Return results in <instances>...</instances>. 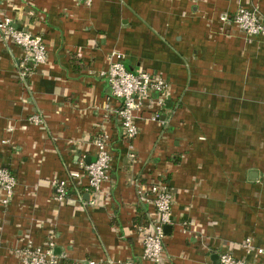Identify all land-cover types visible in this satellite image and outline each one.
Wrapping results in <instances>:
<instances>
[{
    "label": "crops",
    "instance_id": "obj_1",
    "mask_svg": "<svg viewBox=\"0 0 264 264\" xmlns=\"http://www.w3.org/2000/svg\"><path fill=\"white\" fill-rule=\"evenodd\" d=\"M239 8L264 20V0H0V20L40 36L47 52L21 79L22 51L0 39V168L16 179L0 205V264H20L17 251L49 235L57 264H152L139 227L156 214L139 192L157 180L173 194L163 264H216L221 253L261 262L264 36L220 21ZM113 53L167 83L159 121L144 105L132 140L99 75ZM100 132L109 179L90 205L85 180L70 174L94 159ZM56 181L70 190L61 202Z\"/></svg>",
    "mask_w": 264,
    "mask_h": 264
},
{
    "label": "built area",
    "instance_id": "obj_2",
    "mask_svg": "<svg viewBox=\"0 0 264 264\" xmlns=\"http://www.w3.org/2000/svg\"><path fill=\"white\" fill-rule=\"evenodd\" d=\"M85 1L90 2V0ZM219 19L223 23L235 25L249 37L264 36V20L255 10L239 8L232 15H222ZM0 39L22 51L17 73L21 79H25L34 68L44 64L47 60L46 47L42 38L28 31L17 29L13 26L12 20L7 17L0 20ZM99 75L108 86V99L119 103L114 113L118 118L123 138L132 140L136 136L138 130L135 120L144 105H147V108L151 110L148 120L159 121V110L164 107V97L167 92V83L162 77L146 71H128L123 64V57L118 53H113L110 56L108 67ZM30 121L35 126L43 125V121L35 114L31 116ZM108 142L107 133H98L92 142L96 149L93 162L88 164L81 161V172L70 174V177L77 181L76 183L82 179L85 180V191L90 195V205L95 204L96 197L101 192L102 184L109 179ZM15 185L14 175L6 168H0V192L2 193L0 205L2 207H7L11 202ZM73 189L75 190L74 187ZM69 191L66 182L56 181L53 198L58 202L64 201ZM139 194H141L142 201L151 205L156 214L155 220L147 222L140 228L142 259L152 264H163L164 227L171 224L172 189L166 181L157 180L148 185L146 192H139ZM54 248L53 236L49 235L44 247L33 246L29 240L22 249L17 251V255L20 264H57L59 257L54 253ZM256 253L262 257L259 264H264V248L258 249ZM107 263L114 264L110 260ZM88 264L96 263L89 262ZM117 264H133V262L125 260ZM216 264L247 263L234 258L229 253H221Z\"/></svg>",
    "mask_w": 264,
    "mask_h": 264
},
{
    "label": "water",
    "instance_id": "obj_3",
    "mask_svg": "<svg viewBox=\"0 0 264 264\" xmlns=\"http://www.w3.org/2000/svg\"><path fill=\"white\" fill-rule=\"evenodd\" d=\"M93 160L94 159H90L89 161H88V164H90L91 162H93ZM169 230V227L168 226H165L164 227V232H165V234H166V232Z\"/></svg>",
    "mask_w": 264,
    "mask_h": 264
},
{
    "label": "trees",
    "instance_id": "obj_4",
    "mask_svg": "<svg viewBox=\"0 0 264 264\" xmlns=\"http://www.w3.org/2000/svg\"><path fill=\"white\" fill-rule=\"evenodd\" d=\"M163 181H165V180H163ZM144 225V224H143ZM143 225H140V227L139 228H141Z\"/></svg>",
    "mask_w": 264,
    "mask_h": 264
}]
</instances>
